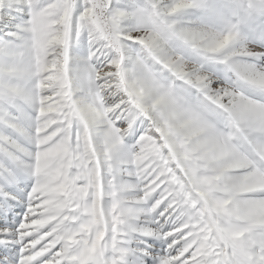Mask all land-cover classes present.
Wrapping results in <instances>:
<instances>
[{"label":"snow or ice","instance_id":"snow-or-ice-1","mask_svg":"<svg viewBox=\"0 0 264 264\" xmlns=\"http://www.w3.org/2000/svg\"><path fill=\"white\" fill-rule=\"evenodd\" d=\"M0 264H264V0H0Z\"/></svg>","mask_w":264,"mask_h":264}]
</instances>
